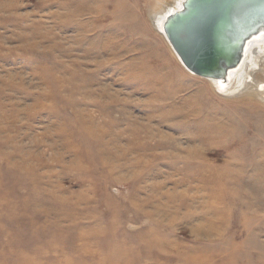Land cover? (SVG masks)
<instances>
[{"label":"rangeland","instance_id":"obj_1","mask_svg":"<svg viewBox=\"0 0 264 264\" xmlns=\"http://www.w3.org/2000/svg\"><path fill=\"white\" fill-rule=\"evenodd\" d=\"M166 1L0 0V264H264V102L183 66Z\"/></svg>","mask_w":264,"mask_h":264},{"label":"water","instance_id":"obj_2","mask_svg":"<svg viewBox=\"0 0 264 264\" xmlns=\"http://www.w3.org/2000/svg\"><path fill=\"white\" fill-rule=\"evenodd\" d=\"M162 32L185 68L224 85L247 43L264 33V0H184Z\"/></svg>","mask_w":264,"mask_h":264},{"label":"bare ground","instance_id":"obj_3","mask_svg":"<svg viewBox=\"0 0 264 264\" xmlns=\"http://www.w3.org/2000/svg\"><path fill=\"white\" fill-rule=\"evenodd\" d=\"M183 2L184 0H167L164 4L162 3V7L158 10L152 11L151 20L153 26L165 36L168 43L169 40L165 33L162 32L163 22L167 13L170 10L181 8ZM169 45L172 48L170 43ZM173 51L175 52L174 49ZM175 54L181 62L178 54L176 52ZM208 79H210L214 90L219 91L218 94L231 97L233 93H236V96L254 97L264 102V89L260 87L264 85V36L260 34L247 43L244 59L239 68L229 73L227 83L223 85L216 78Z\"/></svg>","mask_w":264,"mask_h":264},{"label":"snow or ice","instance_id":"obj_4","mask_svg":"<svg viewBox=\"0 0 264 264\" xmlns=\"http://www.w3.org/2000/svg\"><path fill=\"white\" fill-rule=\"evenodd\" d=\"M262 36H264V33H262ZM260 87H261L262 89H264V85H261Z\"/></svg>","mask_w":264,"mask_h":264}]
</instances>
